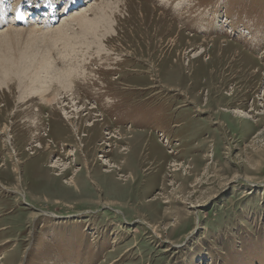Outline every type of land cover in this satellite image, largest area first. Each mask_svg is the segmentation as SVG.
Instances as JSON below:
<instances>
[{
    "label": "rangeland",
    "instance_id": "374dc122",
    "mask_svg": "<svg viewBox=\"0 0 264 264\" xmlns=\"http://www.w3.org/2000/svg\"><path fill=\"white\" fill-rule=\"evenodd\" d=\"M112 1L106 53L47 44L86 70L78 135L0 84V264H264V0Z\"/></svg>",
    "mask_w": 264,
    "mask_h": 264
},
{
    "label": "bare ground",
    "instance_id": "6f19581e",
    "mask_svg": "<svg viewBox=\"0 0 264 264\" xmlns=\"http://www.w3.org/2000/svg\"><path fill=\"white\" fill-rule=\"evenodd\" d=\"M93 1L94 2H91L88 6H84L75 12L72 11L70 15L68 14V16H64L63 20L58 25L50 29L40 30L39 27L42 28L41 26H30L27 28L17 27L0 30V42H2L3 46L9 47L10 45V42L5 41L10 37L7 35L13 34L12 37L15 39L18 38L21 33H25L27 34L26 40L29 47V50L21 49L19 51V55L17 56L10 53L0 54V84L7 85V80L9 81V79L19 76L21 78L32 81V84L34 85L28 84L29 89L38 93L39 99L43 101L42 103L45 104L44 106H48L49 108H51V114H53L54 112H58L61 119L67 121L74 135H78V120L80 119L81 115H83L82 113L84 104L79 107L80 97L79 95L75 96L72 92V88H74L73 79L75 77L84 76L86 74V70L84 69V66L80 69V67L78 66L79 63L77 66H72L71 61L67 63L65 62L66 64H63L62 67H56L55 64L53 67L51 65L52 62L49 56V49L56 46H61L62 50L57 51V53L59 54L60 58L63 59V62L68 59L70 51L77 43L85 45L87 44V46L90 43L95 45V43L91 42L95 40L97 45L96 53L103 52V49H106L103 47L104 45L101 41V37L105 36L107 33L111 34L115 31L113 27L114 22L112 20H109V17H111L110 15L113 14L114 9L118 4H116L112 0H101L98 3L95 2V0ZM57 2H59V0H57ZM84 2L88 3L87 0H84ZM34 4H36V2H33V5ZM89 37H93V39L90 40ZM47 44L51 45L50 48ZM44 46H46L45 49L43 48ZM201 53L202 50L195 52L193 55L198 56ZM41 73H45L44 77L50 76L49 81L43 78H39ZM44 83L47 86H43ZM53 83L57 84L56 89L52 88ZM92 108H95V106H93ZM89 109L92 110L91 108ZM96 121L98 120L94 118V121L92 123H89L87 127L94 128L96 126ZM6 131V125H3V127L1 128V133L4 134L6 133ZM120 131V129H116L115 131H113L110 137L105 138L104 142H102L101 144L110 146V143L106 141L114 137L116 139H124V137H120L122 135ZM128 131H131V133H146L131 129H128ZM131 137L132 135H130L128 138ZM124 150L125 149L122 148L120 151ZM70 155L73 154L67 152V156ZM106 163V165H108V168L105 169L104 172H112V168L115 164L111 161H108ZM67 164L68 163L61 164L60 160L57 159L53 162V164L49 166L57 169L60 168L62 172L70 168L67 166ZM61 172H57V175H61ZM64 181L68 184L72 183L75 185L73 177H70Z\"/></svg>",
    "mask_w": 264,
    "mask_h": 264
}]
</instances>
